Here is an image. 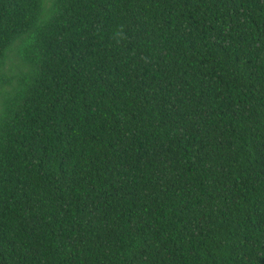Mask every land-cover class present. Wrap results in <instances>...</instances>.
I'll return each mask as SVG.
<instances>
[{"label": "trees", "instance_id": "16d2710c", "mask_svg": "<svg viewBox=\"0 0 264 264\" xmlns=\"http://www.w3.org/2000/svg\"><path fill=\"white\" fill-rule=\"evenodd\" d=\"M0 264H264V0H0Z\"/></svg>", "mask_w": 264, "mask_h": 264}, {"label": "rangeland", "instance_id": "374dc122", "mask_svg": "<svg viewBox=\"0 0 264 264\" xmlns=\"http://www.w3.org/2000/svg\"><path fill=\"white\" fill-rule=\"evenodd\" d=\"M44 3H45V6L48 7V5H49V3H50V0H44ZM11 58H12L13 62H18V59H17V57H16L15 52L12 53Z\"/></svg>", "mask_w": 264, "mask_h": 264}]
</instances>
